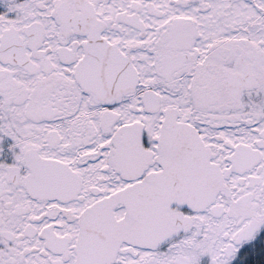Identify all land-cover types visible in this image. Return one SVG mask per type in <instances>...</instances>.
Segmentation results:
<instances>
[{"label":"snow or ice","instance_id":"1","mask_svg":"<svg viewBox=\"0 0 264 264\" xmlns=\"http://www.w3.org/2000/svg\"><path fill=\"white\" fill-rule=\"evenodd\" d=\"M0 264H264V0H0Z\"/></svg>","mask_w":264,"mask_h":264}]
</instances>
